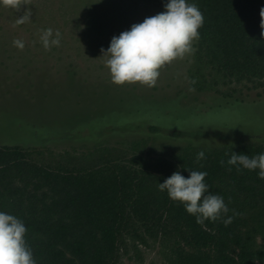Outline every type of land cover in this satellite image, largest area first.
Listing matches in <instances>:
<instances>
[{
    "label": "trees",
    "instance_id": "16d2710c",
    "mask_svg": "<svg viewBox=\"0 0 264 264\" xmlns=\"http://www.w3.org/2000/svg\"><path fill=\"white\" fill-rule=\"evenodd\" d=\"M188 2L204 15L188 75L201 104L210 111L263 102L264 0ZM127 115L107 119L122 123ZM86 117L67 130L69 149L59 153L0 145V211L24 222L36 264H119L125 240L157 244L163 264H264V179L226 163L232 151L264 153L262 137L211 131V143L180 142L184 133L154 123L113 130L95 113ZM84 127L88 137L79 135ZM177 170L185 178L206 171L209 192L224 198L231 223L198 224L161 192L158 183Z\"/></svg>",
    "mask_w": 264,
    "mask_h": 264
},
{
    "label": "rangeland",
    "instance_id": "374dc122",
    "mask_svg": "<svg viewBox=\"0 0 264 264\" xmlns=\"http://www.w3.org/2000/svg\"><path fill=\"white\" fill-rule=\"evenodd\" d=\"M17 2L18 9L0 0V145L68 150L64 134L74 124L80 128L92 113L99 125L104 122L113 130H139L142 122L176 129L184 133L180 142L211 143V131L227 138L240 132L264 139V101L210 111L201 104L188 85L193 52L163 66L154 87L112 82L102 50L113 36L162 12L166 0ZM27 10L31 20L18 23ZM47 28L58 30L61 42L46 50L40 36ZM17 40L22 49L14 44ZM118 111L132 115L126 122L109 123L107 117ZM105 131L95 138H103ZM79 135L88 137L89 132L85 128ZM119 264H163V259L157 244L125 240Z\"/></svg>",
    "mask_w": 264,
    "mask_h": 264
},
{
    "label": "clouds",
    "instance_id": "9594fccd",
    "mask_svg": "<svg viewBox=\"0 0 264 264\" xmlns=\"http://www.w3.org/2000/svg\"><path fill=\"white\" fill-rule=\"evenodd\" d=\"M7 4L17 9L21 6L17 0H7ZM30 16L31 11H25L18 23L30 21ZM203 24L204 15L196 3L166 0L162 12L146 17L143 22L113 36L107 50H102L112 82L116 85L139 83L154 87L163 66L194 51L192 44L199 39V29ZM40 40L46 50L57 47L61 42V33L47 28L42 30ZM14 44L21 49L24 47L19 40ZM204 158L205 152L199 151L196 159ZM224 163L221 161V164ZM226 163L230 166L229 170L231 167L237 171L258 170V178L264 179V153L250 157L232 151ZM206 176V171L189 170L185 178L177 170L158 183V189L166 192L169 199L182 204L185 211L195 217L196 223L204 225L205 221L222 220L227 225L232 221V216H227L230 209L221 195L209 192ZM26 233L27 227L22 220L0 211V264H36L25 239Z\"/></svg>",
    "mask_w": 264,
    "mask_h": 264
}]
</instances>
